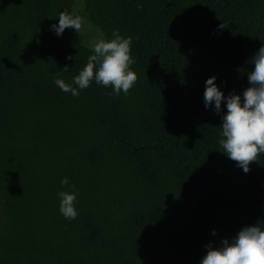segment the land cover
Returning a JSON list of instances; mask_svg holds the SVG:
<instances>
[{
  "label": "trees",
  "instance_id": "trees-1",
  "mask_svg": "<svg viewBox=\"0 0 264 264\" xmlns=\"http://www.w3.org/2000/svg\"><path fill=\"white\" fill-rule=\"evenodd\" d=\"M62 11L79 32L50 30ZM117 30L132 37L127 96L55 85ZM262 45L264 0H0V264H200L264 220V153L245 173L219 144L226 104H204L211 77L243 100Z\"/></svg>",
  "mask_w": 264,
  "mask_h": 264
},
{
  "label": "clouds",
  "instance_id": "clouds-1",
  "mask_svg": "<svg viewBox=\"0 0 264 264\" xmlns=\"http://www.w3.org/2000/svg\"><path fill=\"white\" fill-rule=\"evenodd\" d=\"M58 21V25L53 24L50 29L57 36H61L66 29L79 32L84 23L81 16L67 11L59 13ZM112 35L110 41L101 39L94 44L93 54L89 56L86 66L71 83L61 78L62 73L69 71L66 65L53 75L55 85L64 93L78 97L80 90L87 89L94 80L105 88L111 86L112 91L107 93L109 96H119L121 92L127 96L137 81L136 73L130 68L135 63L130 54L132 37L121 36L119 30ZM67 59L72 60L73 57ZM250 63L254 69L247 74L250 86L243 92V100L235 92L225 97L215 83L216 77L206 81L204 92L206 109L214 104L215 112L220 114L222 103L226 104L227 112L221 115L222 139L219 144L222 153L237 162L245 173L249 172V165L264 153V45ZM60 183L70 190L58 192L59 212L65 219L75 220L79 214L75 208L79 193L74 184L69 185L67 177ZM216 234L214 230L212 235ZM205 248L207 254L200 264H264V220L242 228L231 240L223 239L218 247L209 243Z\"/></svg>",
  "mask_w": 264,
  "mask_h": 264
}]
</instances>
